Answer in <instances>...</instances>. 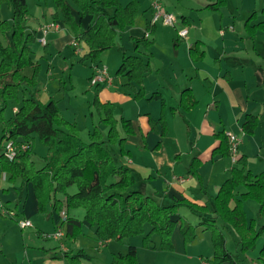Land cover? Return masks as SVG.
<instances>
[{
	"label": "trees",
	"instance_id": "trees-1",
	"mask_svg": "<svg viewBox=\"0 0 264 264\" xmlns=\"http://www.w3.org/2000/svg\"><path fill=\"white\" fill-rule=\"evenodd\" d=\"M57 9L62 12L63 23L75 37L74 48L83 44L87 53L79 63L90 62L98 67L101 56L116 46L120 33L128 28L143 27L146 35H151V26L140 13L141 3L131 0L123 6L120 0H53ZM67 1H71L78 10L82 21L87 16L91 22L87 29L77 23ZM11 5L13 19L11 22H0L3 34L11 33L6 47L0 44V124L3 125V141H13L25 145L26 150H19L13 161L0 155V170L10 175L9 182L20 180L22 186H32L37 200L39 214H46L49 206L59 214H68L71 210L83 209L85 219L94 228V235L99 242H121L127 238L143 236L145 246H149L153 236H158L164 251L173 250L172 235L176 226L186 244L197 239L198 229L209 231L213 244V264H241L238 256H234L227 248L226 234L223 229L233 230L239 238L238 244L243 254L256 248L257 241L264 235V225L255 220L248 221L243 203L254 201L259 205L258 217L264 219V172L254 174L248 170L245 158H240L236 166L230 170V177L224 182L217 196L213 198V210L182 200L171 206H162L154 198L134 189L136 178L131 169L118 166L114 160L110 146L118 145L122 156L128 155L125 150L126 136L134 134L129 120H117L115 106L102 104L95 96L92 105L102 119L89 133V141L81 138V131L76 123L63 118L59 101L53 98L47 103L37 97V93L27 94L38 85L40 63L34 58L32 45L38 40V32L31 30L26 24L28 6L26 0H0ZM226 5V0H218L207 6V9L219 12ZM255 13L246 22V32L253 37L258 31L264 32V22L251 26ZM59 17V15H56ZM136 51L144 47L147 51L152 42L146 38L134 39ZM193 61L204 58V51L196 43L190 48ZM26 70L31 75L25 74ZM151 72L148 60L141 56H124L116 76L127 78L125 88L143 98L144 79ZM62 86L64 82L60 83ZM62 86L60 91H62ZM150 99H160L154 94ZM11 102H21L10 119L5 111ZM180 110L187 113L196 108L198 102L192 91L187 89L181 95ZM163 110L165 106H162ZM260 120L248 115L243 124L246 135H254ZM101 125L108 127L107 139ZM152 129L161 128V135H167L168 127L162 116L159 122L151 121ZM124 134V137L122 136ZM219 146L213 155L230 157V146L224 132L215 135ZM1 142V143H2ZM47 149L44 165L38 169L32 160L35 144ZM200 161L194 160L189 168V175L201 182L199 175ZM76 187L74 195L68 189ZM245 187L240 194L238 189ZM189 209L199 219L193 225L180 217L174 220L181 208ZM62 218V217H61ZM222 224V229L218 226ZM67 225V238L75 239L81 233L82 223L73 218H62L61 226ZM61 230V227H59ZM70 264H79L81 257L88 256L83 250L72 257L66 256ZM137 249L129 247L128 252L114 255L111 264H137ZM264 264V246L260 252Z\"/></svg>",
	"mask_w": 264,
	"mask_h": 264
},
{
	"label": "crops",
	"instance_id": "crops-1",
	"mask_svg": "<svg viewBox=\"0 0 264 264\" xmlns=\"http://www.w3.org/2000/svg\"><path fill=\"white\" fill-rule=\"evenodd\" d=\"M138 1L142 5L140 13L154 27V31L149 36L143 27L128 28L124 32L134 43V55L143 57L150 64L151 72L146 75L143 83V98H135V95L124 87L127 83L124 75L116 76V72L112 74L109 70L111 83L92 85L91 80L96 75V70L102 67L101 63L98 67L90 62L82 64L91 68V75L84 79L70 74L69 82L63 77L59 82L52 74L53 68L49 66L47 79L51 85L64 82L63 86L60 84L62 91L61 87H53L57 93L55 100L59 101V108L67 96L66 90L85 91L87 97L97 96L102 104H113L115 111L121 108L122 118L131 122L134 134L126 136L125 150L128 155L120 154L118 166H125L133 171L136 178L135 190L154 198L162 206H171L187 200L213 210V198L230 177V170L236 166L231 157L213 155L219 146L216 134L229 132L240 139L237 160L245 158L248 170L252 171L249 168L251 162L248 155L252 150L258 151L259 164L264 166V32L258 31L253 37L246 32V22L254 13L251 26L264 22V0H226V5L219 12L207 9V6L218 0H149L145 5ZM155 1L160 2L167 12L177 15L178 22L174 28L162 24L152 25V4ZM120 2L126 6L131 0H127V3L122 0ZM67 4L70 6L69 1ZM72 13L76 22L87 29L91 17L87 16L81 21L78 11L75 12L72 8ZM44 16L46 21L38 23L37 28L27 24L28 18L26 25L38 32L40 43L45 37L47 44L44 46L41 43L45 52L49 53V47L54 46L61 53L65 72L68 60L62 55L63 51L70 47L75 56H80L83 53L81 48L85 45L79 47L78 44L74 48L75 37L63 21L54 14L50 18ZM178 27L188 30L186 38H178ZM44 28L49 29L46 35L42 32ZM236 29L245 35L240 33L235 36ZM142 38L152 42L148 51L144 47L136 51L134 39ZM160 41L167 42V50L156 56L152 49L154 46L161 47ZM182 41L185 45L180 46ZM196 43L200 44V50L205 53L204 58L197 62L193 61L190 54V48ZM85 49L83 55L87 53V48ZM35 55L34 52V58ZM124 56L133 55L123 52L115 66L119 68ZM187 89L192 91L198 104L193 110L182 113L179 108L181 95ZM43 90L45 92L46 88ZM32 93L31 89L27 92ZM154 94L159 95L160 99H150ZM162 106H165L164 110ZM72 112L73 109L70 110L71 114ZM248 115L256 116L260 120L252 136L243 131V124ZM162 116L168 127L167 135L164 136L161 135V128L153 130L151 125L152 120L159 122ZM122 136L124 137L123 133ZM194 160H199L201 164L198 170L201 182L189 175V168ZM29 188L32 189V186L29 185L28 190ZM34 199L35 202L31 200V205H35L32 215H40L37 200ZM50 213L54 222L55 214L52 211ZM66 215L69 217V214ZM180 217L193 225L199 223V219L185 207L181 208L173 219L177 221ZM37 224L45 225V220L39 218ZM58 224L54 223L55 229L61 227L62 231V226ZM218 226L223 228L221 223H218ZM39 229L43 232V229ZM223 231L228 238L231 232L225 229ZM197 238L212 241L211 233L203 231V228L198 229ZM172 241L177 254L187 253L188 249L179 226H176L173 232ZM107 243L99 242V250ZM72 252L70 254L69 250L64 248L67 260L62 264H69L66 256L72 257L79 251ZM54 256H57V252ZM209 259L199 257L198 264H213L212 259ZM108 260L109 256L106 262Z\"/></svg>",
	"mask_w": 264,
	"mask_h": 264
},
{
	"label": "rangeland",
	"instance_id": "rangeland-1",
	"mask_svg": "<svg viewBox=\"0 0 264 264\" xmlns=\"http://www.w3.org/2000/svg\"><path fill=\"white\" fill-rule=\"evenodd\" d=\"M26 1L28 6L27 18L29 19L27 24L33 25L35 28H37L38 23L42 24V21H46L44 15H46L47 18H50L53 14L54 16L59 15L58 18L63 21L62 12L60 9H57L53 0ZM122 1L123 3H127V0ZM140 1L143 5H145L149 0ZM69 2L71 12L72 8L75 12H77L78 10L76 9L75 5L71 1ZM173 15L178 19L177 15ZM12 19L13 9L11 5L7 4L6 2L2 3L0 5V22H11ZM181 30L182 28L178 27V38V33ZM124 33L125 32L120 33L118 36L116 40L117 46L115 49H113L111 53L108 51L101 56L102 66L106 67L112 74H115L118 68L115 65H117L119 56L123 54V52L126 53V55L135 54L134 43L132 39L129 38L128 34ZM240 33L245 35L244 32H240L238 29H236L235 36L239 35ZM11 36L12 34L9 32L3 34L0 31V44L6 47L8 45V41L11 39ZM161 39L164 40V38ZM80 45L83 44H79V47ZM160 45L161 47L154 46L152 49L156 56L167 50L166 41H160ZM182 45H185L184 41L180 43V46ZM32 48L36 54L35 59L39 61L41 67L38 85L35 88H32L31 91H33V93H37L38 99L42 100L44 103H47L51 98L56 99L57 93H55L53 88L54 86H57V89L61 87L58 82H56L54 85L49 84L47 79L49 78L47 75L49 66L51 69L53 68L54 72L52 71V74H54V78L57 77L58 81L63 77L66 82H69L70 74L83 77L84 79H88L89 75H91L92 70L89 66H85L77 62L84 56L83 53H85L84 50H86L84 46L81 48L83 49V53L80 56H75L70 47L63 51L62 55L68 60L67 70L65 72H63L64 66H62L61 63L63 62L61 53L58 52L54 46L49 47V53H47L41 46L40 41L37 40V42L32 45ZM262 65L264 66V63ZM72 66H74V68H71ZM25 74L30 75L31 71L27 70ZM119 81L120 80L118 79L117 82ZM41 88L42 90H39ZM45 88L46 91L44 92L43 89ZM65 93L67 94L65 101L60 105L61 112L63 113L61 114L66 120L77 124L79 130L81 131L82 140L88 142L89 133L93 130L94 126L99 125L102 119V116H100L96 108L92 105L94 96L87 97V93L80 90H69V92L66 90ZM20 106L21 102H11L5 111V117L10 119L13 115V112L16 111L15 109ZM71 109H73V114L70 113ZM120 110L121 108H118L114 114L117 120L122 118V112ZM100 127L103 134L105 135V139H107L108 127L104 125H101ZM2 136L3 125L0 124V155L3 153V147L6 143V141L2 142ZM110 150L113 154L116 164L118 165L120 147L118 145L110 146ZM46 154L47 149L36 142L32 160L38 169L43 167ZM248 155L251 162V167L249 168L254 174L257 172L262 173L261 171H264V166H260L259 164L260 154L258 151H249ZM262 156L264 157V153ZM9 177L10 175L8 173L1 172L0 170V264H62V262L64 263L66 262L65 260H67L64 255V248L69 250L70 254L73 253V250L84 251L88 258L81 257L79 264H111L114 255H125L131 246L136 247L137 249V264H198L199 257H204V259H209L211 256L213 257L212 241H209V239L207 240L205 238H197L192 243H185L188 249L185 255H179L175 252L174 243L172 251H164L161 247L158 236L152 237L149 246H145L143 236H136L133 238L124 239L121 242L110 241L107 244H103V248L99 250V241H97L95 238L94 228H92L86 221L85 211L83 209H76L68 212L69 218H73L82 223L81 233L77 234L75 239L70 240L67 238L66 224L62 225V238L55 236L57 233H59L60 228L56 227L55 229L54 223H59L58 225L61 224L62 214L60 217L58 213L52 210L50 205L48 210L49 213L47 212L46 214L40 215L34 213L32 215V212L35 211V205H31L32 199L35 202V197L33 198L34 195H32V189L29 188L28 190V186H22L20 180L16 181L15 183L9 182ZM76 192V187H71L68 189L69 195H74ZM238 192L240 194L244 193L245 187H240ZM29 195L30 197L27 206L25 207L24 205L26 204ZM243 207L246 211L248 221L255 220L258 225H264V219H260L258 217L259 205L256 202L246 201V203H243ZM51 211L55 214L54 222L53 218L51 217ZM11 212L15 214L14 217L10 215ZM23 213H26V215ZM65 217H67L66 213ZM39 218L45 220V225L38 226L37 221ZM24 221L31 222L32 227L22 228L20 224ZM39 228L43 229V232H41ZM230 232L231 233L228 235V238L226 236L228 243L227 248L231 254L238 256L241 259V264H263V261L260 258V252L264 246V235L257 241L256 248L253 251L243 254L238 244V236L231 229ZM55 252H57V256H54ZM107 256H109L108 262H106ZM211 259L212 258L209 260Z\"/></svg>",
	"mask_w": 264,
	"mask_h": 264
},
{
	"label": "built area",
	"instance_id": "built-area-1",
	"mask_svg": "<svg viewBox=\"0 0 264 264\" xmlns=\"http://www.w3.org/2000/svg\"><path fill=\"white\" fill-rule=\"evenodd\" d=\"M178 22V19L171 13L167 12L166 9L163 7V5L155 1L152 4V25L162 24L167 27H175ZM48 28L43 29V34L46 35L48 33ZM179 38H186L188 35V30H181L179 33ZM41 43L45 46L47 44L45 37L41 39ZM111 77L108 73V69L104 66L99 67L96 70V75L92 78L91 84L97 85V84H103V83H111ZM226 137L229 141L230 146V157L232 158L233 163L237 162V156H238V150L240 146V139L232 134V133H226ZM19 150L25 151L26 146L25 145H18L13 141H6L4 147H3V154L6 159L9 161H13L16 157V154ZM12 217L15 216L13 212L10 214ZM62 218H65V213H62ZM22 228L32 227V223L29 221H24L21 224ZM58 237L63 236L61 230H59V233H57ZM201 264H207V262H202Z\"/></svg>",
	"mask_w": 264,
	"mask_h": 264
}]
</instances>
